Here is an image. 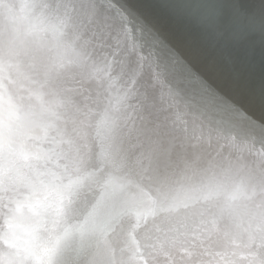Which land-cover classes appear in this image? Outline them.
<instances>
[{"label": "bare ground", "instance_id": "6f19581e", "mask_svg": "<svg viewBox=\"0 0 264 264\" xmlns=\"http://www.w3.org/2000/svg\"><path fill=\"white\" fill-rule=\"evenodd\" d=\"M71 6L95 35L104 32L117 46L114 54L124 50L127 62L118 69L100 55L98 64L77 40L71 50L90 63L84 82L59 67L49 71L43 57L31 56V69L19 70L13 66L18 33L12 41L5 27L12 8L1 9L0 60L7 58L13 77L0 91V110L2 100L8 106L0 111V158L9 163L3 172L16 179L7 175L0 184L6 254L0 264H233L200 236L226 237L223 216L237 206L247 207L241 212L254 222L246 215L231 221L253 232L247 264H264V0H75ZM33 44L52 56L39 32ZM159 56L173 78L161 72ZM119 76L122 91L107 83ZM124 91L138 95L119 102ZM9 108L31 121L24 144L17 139L22 131L5 121ZM188 163L217 190L216 203L210 201L218 212L193 218L196 207L184 203L191 198L180 195L188 189L176 178ZM41 177L51 180L48 189ZM238 179L263 185L229 195L224 186ZM174 208L188 218L168 216ZM166 219L172 225H163V234ZM190 219L200 231L188 233L198 241L186 254L183 241L171 243L191 228ZM212 222L221 227L209 232ZM155 227L162 234L157 248L148 237Z\"/></svg>", "mask_w": 264, "mask_h": 264}, {"label": "water", "instance_id": "95a60500", "mask_svg": "<svg viewBox=\"0 0 264 264\" xmlns=\"http://www.w3.org/2000/svg\"><path fill=\"white\" fill-rule=\"evenodd\" d=\"M14 5H13V3ZM75 0H0V11L1 9L8 10V8H12L11 4L13 5V8L9 12L6 21H5V27L7 31L14 32L13 35L11 36V40L13 41L15 31L19 34V31H21L23 34H20L21 36H18V43L13 42L15 46H17L18 49V63L17 60H15V63L13 66L16 65V67H19V70H22V68H30L31 69V64L29 62V58H32L31 56L34 57H43L45 60V63L47 65V68L49 71L59 67L62 70H65L66 73L69 75L75 77L76 82L78 83L79 81L84 82L85 78L89 77V70L88 67L90 66V63L87 62L86 60H83L79 58L77 55L74 54V52L71 50L72 48H77L78 47V42L77 40L81 41L82 43L86 44L88 47L91 48L92 51V58L93 60L100 64V55H103L104 58L108 57L109 61H111L113 64H115L116 68L121 69V64L119 61L127 62V60L123 57L122 54H127L124 52V50H121L117 54H114L112 49L114 51H117L118 48L115 46L110 40L104 35V32L99 28L98 30L102 32L103 36L101 35H95L94 31L86 24L85 19L86 16L81 14L78 11H73L75 10L73 8L72 3ZM89 4V2H86ZM85 2L83 4H86ZM36 6H39L40 11L44 10V14H42L40 11L36 10ZM9 11V10H8ZM14 11L17 14V17L14 14ZM1 18V15H0ZM93 24H95L92 21ZM56 28L59 32L63 33L65 37L61 38L59 36V32L56 33L55 30L53 29ZM61 30V31H60ZM40 33L42 39L47 43L48 47L52 51V56H47L46 55V50L41 49L36 47L33 44V38L36 37L37 33ZM28 38V40H27ZM29 46V47H28ZM32 46V47H31ZM7 49V48H6ZM8 51V50H7ZM56 51V56L53 55V53ZM11 53L15 55L13 51V46L11 45ZM155 56V55H154ZM16 57V56H15ZM159 68L161 69V72L167 76V78H173L172 76V70L168 68L167 64L162 61V59L159 56V59L161 60V63L159 60L155 57ZM114 61V62H113ZM7 58L3 57L0 60V73L3 77L1 86H0V91L2 90L3 85H8V80L13 77L8 68V64H6ZM19 64V65H18ZM123 70L122 72H124ZM98 73V70L95 71ZM106 72V71H105ZM100 74H104L103 71L99 70ZM124 76L127 75L128 73H123ZM114 74H111L108 77H114ZM99 78V75H98ZM106 78L104 79V81ZM122 78L119 76L115 79V81H107L109 85H117L120 88L118 90L122 91L125 90V83H122ZM182 93V91H181ZM125 95L124 97L122 96L119 100V102H130L134 95H138V93H134L132 91H124L122 93ZM131 98V99H130ZM102 100V99H101ZM4 103L3 109L1 108V112L4 111L5 109L8 108L6 101L2 100ZM26 101L22 99V105ZM25 107H28L27 103L24 104ZM9 118V122L8 119ZM7 118L5 121L8 124H15V132L22 131L18 136V142H28V125H31V121H28V117H23L20 114H15L12 113V109L9 108V113H7ZM1 123V122H0ZM27 137V138H26ZM0 140L2 141L1 137ZM20 143V144H22ZM23 143V144H24ZM2 144V143H1ZM18 144V143H17ZM193 155L189 154L188 159L189 161L192 159ZM16 159H18L16 157ZM185 160L183 159L181 163H183ZM212 163H218V162H212L210 161L209 165ZM189 168L185 170L184 172H181L178 176H176L178 180V185L188 189V192H180V195H184L183 197L186 199L190 197L191 199L187 201H184L185 204L193 205L196 207V210L194 212V216H197L199 214H203L206 212H218L219 209L215 206L211 205L212 203H216V199L213 197V194L215 189H211L209 186L210 180H206V178L202 177L200 175V172L197 171V169L193 170V163H188ZM9 163H3L1 162L0 158V184L3 186V181L5 176L13 175L9 171L3 172V168L8 166ZM16 167H13L15 169ZM20 168V167H17ZM17 172V170H14ZM218 170H215L214 168L212 170L207 171V173H216ZM3 173L5 175H3ZM184 175H187L188 178H184ZM13 177V176H12ZM2 178V179H1ZM16 179V177H13ZM43 182L46 183L47 189L48 185L51 180L47 181V178H42ZM250 179L244 180V179H238L234 180L231 182L229 185L224 186L228 191L231 193L229 195H235L236 193L242 192L245 194L246 192H252L257 190L258 188H255L256 186L263 185L260 183L258 180L256 181H248ZM222 183V181H221ZM223 184V183H222ZM65 191H71L69 188L64 189ZM2 193V189H0V194ZM194 194H197L196 196ZM13 200H16L14 197H12ZM11 202V199H7V201ZM211 200V201H210ZM237 209H234L232 212H230V216H223L224 220L221 223V226L224 230L222 235H226V237H221L219 235H213L211 233H207V236H200L203 238H206L209 240V243L212 244L216 249L219 250L218 247L214 245V242L222 248L220 251H222L226 257H233L235 260L232 261L233 264H247L248 262V256L249 252L248 249L250 250L251 245L253 246V242H251L250 238L251 235L253 234L252 231H248L245 228L244 224L240 225H235L231 223L232 220H237V218L242 217V216H248V220L251 223L253 222L252 215L247 212V211H242L244 210L245 206H237ZM13 209V207H12ZM2 211V210H0ZM173 213L168 215L170 217H177L179 219H187L184 214L180 213L178 209H173ZM3 213V211H2ZM2 216V214H1ZM218 216V215H217ZM174 220V219H173ZM171 219H166L163 220L161 228L159 231H161L163 234H168L167 231L163 229L164 226H170L172 225ZM204 222V221H203ZM259 222H256L255 224L258 225ZM187 225L190 226L191 228L188 229L185 232V235H173V242L171 245H174L175 243H179L180 241H183V249L184 253H186L187 250V245L198 241L197 239H194L192 241V237L188 235L189 232L194 233L195 231H200L196 226L192 228L195 223L193 222V219H190L189 222H187ZM252 225V224H251ZM218 223L213 226L212 224H208L206 227L210 228L209 232L213 231V228H219L221 227ZM157 227V226H156ZM156 227L154 230H151L152 232L149 233L148 237L150 239V243L152 246L157 248V244H160L162 234L160 235L156 232ZM203 232V231H201ZM234 238H237V241H234ZM170 245V246H171ZM168 246V245H167ZM231 247H234L235 249H231ZM170 249V247L168 248ZM226 250H230V252H227ZM178 253V252H177ZM179 254V253H178ZM188 254V253H186ZM6 256L4 254V251L0 250V256ZM227 260H230V259Z\"/></svg>", "mask_w": 264, "mask_h": 264}]
</instances>
